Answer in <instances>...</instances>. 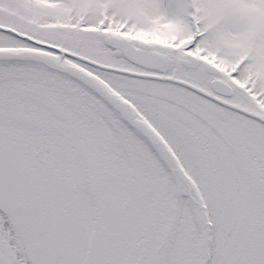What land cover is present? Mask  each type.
I'll list each match as a JSON object with an SVG mask.
<instances>
[{"label":"snow or ice","instance_id":"6c2138e0","mask_svg":"<svg viewBox=\"0 0 264 264\" xmlns=\"http://www.w3.org/2000/svg\"><path fill=\"white\" fill-rule=\"evenodd\" d=\"M0 264H264V0H0Z\"/></svg>","mask_w":264,"mask_h":264}]
</instances>
